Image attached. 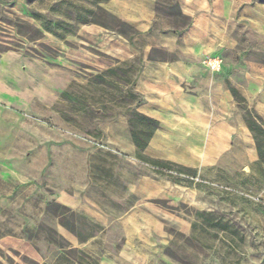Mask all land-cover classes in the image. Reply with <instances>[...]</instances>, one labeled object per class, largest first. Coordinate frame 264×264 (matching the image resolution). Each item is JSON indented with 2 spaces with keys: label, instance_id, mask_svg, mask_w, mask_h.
I'll return each mask as SVG.
<instances>
[{
  "label": "rangeland",
  "instance_id": "obj_1",
  "mask_svg": "<svg viewBox=\"0 0 264 264\" xmlns=\"http://www.w3.org/2000/svg\"><path fill=\"white\" fill-rule=\"evenodd\" d=\"M0 264H264V0H0Z\"/></svg>",
  "mask_w": 264,
  "mask_h": 264
},
{
  "label": "trees",
  "instance_id": "obj_2",
  "mask_svg": "<svg viewBox=\"0 0 264 264\" xmlns=\"http://www.w3.org/2000/svg\"><path fill=\"white\" fill-rule=\"evenodd\" d=\"M105 1H107V0H99V2H105ZM31 18L33 19V21H34V23L36 24V27H37V31L39 32V33H41V35L43 34V32H46V33H48V34H50V35H52V36H54L55 38H59V39H62V38H64L63 37V35H57V34H55L52 30H51V28H50V23H44V21L42 20V19H40L39 18V16H37V15H32L31 16ZM177 32H181V31H174V33H177ZM56 207H59L58 205H56ZM64 211H66V212H68L69 210L66 208V207H64V206H62L61 207ZM71 217H72V220L74 221V215H73V213H71ZM63 226L64 227H66V228H68V229H70V232L71 233H74L75 232V224L74 223H72V225L71 226H68V222H67V224H63Z\"/></svg>",
  "mask_w": 264,
  "mask_h": 264
},
{
  "label": "built area",
  "instance_id": "obj_3",
  "mask_svg": "<svg viewBox=\"0 0 264 264\" xmlns=\"http://www.w3.org/2000/svg\"><path fill=\"white\" fill-rule=\"evenodd\" d=\"M203 64L211 72L218 73L221 71V60L218 57L206 56L203 59Z\"/></svg>",
  "mask_w": 264,
  "mask_h": 264
},
{
  "label": "crops",
  "instance_id": "obj_4",
  "mask_svg": "<svg viewBox=\"0 0 264 264\" xmlns=\"http://www.w3.org/2000/svg\"><path fill=\"white\" fill-rule=\"evenodd\" d=\"M78 226V225H77ZM77 229H78V227H77Z\"/></svg>",
  "mask_w": 264,
  "mask_h": 264
}]
</instances>
